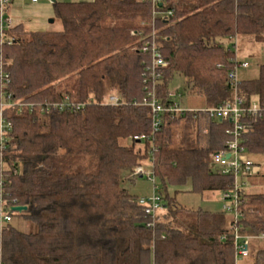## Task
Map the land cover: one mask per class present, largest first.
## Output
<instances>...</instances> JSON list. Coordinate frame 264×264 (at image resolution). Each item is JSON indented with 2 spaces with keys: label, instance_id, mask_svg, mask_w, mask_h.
<instances>
[{
  "label": "trees",
  "instance_id": "16d2710c",
  "mask_svg": "<svg viewBox=\"0 0 264 264\" xmlns=\"http://www.w3.org/2000/svg\"><path fill=\"white\" fill-rule=\"evenodd\" d=\"M52 4L61 30L18 23L8 32L13 40L0 42L10 76L9 83L0 78V108L16 103L3 108L12 128L0 146V190L10 213L38 228L0 227V264H237L233 216L189 209L168 191L188 181L201 193L234 188V173L213 161L234 123L185 109L163 112L154 131L152 110L142 103L146 77L152 80L144 76L152 56L143 47L155 30L167 63L156 87L165 106L175 104L176 74L208 108L236 95L257 102L259 113L241 119L240 146L264 156V64L257 77L234 85L230 73L243 61L224 43L250 36L264 44V0H164L156 8L173 12L168 21L154 20L151 0ZM112 93L120 104L106 103ZM67 97L74 107H55ZM147 159L165 205L154 224L141 196L124 186L144 175L136 170ZM240 201L241 233L264 232V192L244 190ZM17 205L27 209L14 211ZM260 245L253 240V264H264Z\"/></svg>",
  "mask_w": 264,
  "mask_h": 264
},
{
  "label": "built area",
  "instance_id": "2783aa9c",
  "mask_svg": "<svg viewBox=\"0 0 264 264\" xmlns=\"http://www.w3.org/2000/svg\"><path fill=\"white\" fill-rule=\"evenodd\" d=\"M14 0H0V42L3 43L6 40L11 42L12 37L8 32L17 24L16 21L8 14L9 7ZM154 8V20L156 17H162L163 20L168 21L172 16L173 12H160L156 7L158 3H162L164 0H151ZM155 22V21H154ZM154 25V24H153ZM143 50L145 52H150L152 56V64L149 65L144 72V76H152L151 81L146 77L145 88L147 90V95L143 100V104L150 106L153 113V129L158 131L162 124V114L165 111H182L185 110L181 108L176 102L174 105L165 106L162 99L157 95V84L161 78L160 68L167 65L166 61L162 58L159 47L156 42L155 30H153L151 37L145 41ZM249 64L247 61H243L240 65L236 67L234 71L230 73V79L234 85H237L239 79L237 78V70L240 67H247ZM0 78L5 81V83L10 82V76L6 72V67L4 66L2 60L0 59ZM12 95L10 94L9 97ZM107 104H120L121 100L119 96L115 93L109 94L106 99ZM13 102H5L0 108V146L2 147L3 142L8 138V132L12 128V123L7 121L3 117V108L5 106L15 105ZM21 105V104H20ZM55 107L60 109L74 107V102L68 97L66 101L56 104ZM260 108L257 102L251 105L245 104V100L240 96L236 95L235 99L232 101H227L224 104L216 107H211L205 110L212 118H230L233 121V128L229 129L227 132L232 137V139L227 143L225 150L217 153L213 157V161L219 165V168L223 173H234L235 184L232 190L224 191L223 205L222 209L229 212L233 216V222L231 223V230L234 234L235 241V251H236V263L241 264L243 258L248 257L251 250V242L253 240L264 241V232L258 235H244L241 233L242 226L239 225V219L241 217L239 211V205L241 203L240 196L245 190L242 188L243 185L248 182V175L258 172L256 167H258V161L250 154L245 153V149L240 146V138L243 135V123L242 118L246 115H257ZM230 155L228 158L227 156ZM136 173L145 174L143 167H138ZM149 177L151 175L149 174ZM1 184V182H0ZM227 199H230L227 202ZM139 202L145 207V211L150 214L153 218V223L158 220L165 209V205L161 201L160 195L153 193L151 196H141ZM13 215L10 213L7 203L2 197V190H0V227L12 221ZM150 224V225H151ZM223 240L227 239V235L222 237Z\"/></svg>",
  "mask_w": 264,
  "mask_h": 264
},
{
  "label": "rangeland",
  "instance_id": "374dc122",
  "mask_svg": "<svg viewBox=\"0 0 264 264\" xmlns=\"http://www.w3.org/2000/svg\"><path fill=\"white\" fill-rule=\"evenodd\" d=\"M10 14L20 19L28 30H61L63 27L60 19L54 15L53 4L50 0H15L11 6ZM224 43L227 47L230 46L237 51V57L240 61H247L249 64L247 67H240L237 70V78L240 80L257 77L259 65L264 64V44L255 42L250 36H238L234 39H227ZM170 89L173 100L181 108L202 111L208 109L206 99L190 91L187 79L183 75L176 74L174 76ZM253 157L259 163L256 167L259 175L249 180L242 188L249 192H264V156L257 155ZM142 167L145 174L138 176L134 182L124 181V186L137 196L148 197L155 192L159 194L162 182L160 178L153 176L151 160H145ZM149 174L151 177H149ZM168 191L182 206L189 209L202 207L214 211L222 209L225 193L224 191L201 193L192 190L191 181H188L185 185H168ZM229 201L230 199H227V202ZM11 222L22 231L30 232L38 229L34 223L20 215H14ZM252 244L253 241L251 246ZM256 244L264 246L261 240H256ZM254 262L255 259L248 256L242 259L241 264H253Z\"/></svg>",
  "mask_w": 264,
  "mask_h": 264
},
{
  "label": "water",
  "instance_id": "95a60500",
  "mask_svg": "<svg viewBox=\"0 0 264 264\" xmlns=\"http://www.w3.org/2000/svg\"><path fill=\"white\" fill-rule=\"evenodd\" d=\"M51 2H54L56 0H50ZM52 21H54V19H52ZM140 140V139H139ZM228 158L230 157V155L227 156ZM27 207L26 206H20V205H17V206H14L13 207V210L14 211H22V210H26Z\"/></svg>",
  "mask_w": 264,
  "mask_h": 264
},
{
  "label": "crops",
  "instance_id": "0c3cea01",
  "mask_svg": "<svg viewBox=\"0 0 264 264\" xmlns=\"http://www.w3.org/2000/svg\"><path fill=\"white\" fill-rule=\"evenodd\" d=\"M14 2H15V0L11 3V5H10V7H9V10H8V14H9L10 16H12V18L16 21L17 24H18V23H23L22 21H20V19L15 18L14 15H11V14H10L11 6H12V4H14ZM23 24H24V23H23ZM24 26H25V24H24Z\"/></svg>",
  "mask_w": 264,
  "mask_h": 264
}]
</instances>
